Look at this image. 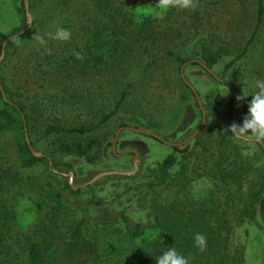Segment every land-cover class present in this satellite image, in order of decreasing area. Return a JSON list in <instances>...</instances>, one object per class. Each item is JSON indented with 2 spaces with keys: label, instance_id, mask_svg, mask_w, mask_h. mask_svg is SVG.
<instances>
[{
  "label": "rangeland",
  "instance_id": "374dc122",
  "mask_svg": "<svg viewBox=\"0 0 264 264\" xmlns=\"http://www.w3.org/2000/svg\"><path fill=\"white\" fill-rule=\"evenodd\" d=\"M112 1L126 9L132 23L136 25H139L143 18L149 17L150 23L152 22L151 24L158 28L157 37L160 39L157 41L162 43L167 41L171 50L179 54L184 61L192 58L199 59L203 53L218 52L221 57L211 67L212 71L222 76L237 96H247L238 100L236 104L233 93L223 83L213 80L196 64L190 63L185 66L184 76L200 97L205 110V119L197 133L198 136L176 149L178 162L183 163L186 169V178H191L187 187L176 193L177 201L185 203V199L189 197L191 199L189 201L197 203V198H201L211 188L213 179L207 175H200L208 171L219 143H221L219 148L234 149L238 155L245 158L250 184L259 183L261 180L264 182V153L257 144L249 141L228 140L229 135L232 134L229 131L230 124H241L247 114L250 95L254 91V81L264 79V14L246 51L234 59L233 64L222 74L224 65L241 52L244 42L250 36L256 6L254 0H199L194 11L170 9L167 19L163 18L165 14H161L156 7L158 0ZM89 6L88 0H28L31 26L20 36L19 45L14 39L9 40L4 49V61L0 64V80L4 79L12 88L21 87L23 84L31 87L30 92L28 90L26 94L23 93L28 95V102L33 101L35 95L41 99L45 97V101L53 99L46 102L48 103L46 110L41 113H32L33 118L30 123L37 130L53 118L67 124L95 123L113 108L118 98L113 94L118 87L117 81H121L122 86L128 91L127 97L110 118L91 133V137L95 139L105 136L101 140L100 152L92 161L56 156V166H53L52 162L51 166L57 170L55 174H58V177L51 176L48 171L54 172L48 165L46 170L42 162L32 168L34 174H41L42 178H49L54 184H59L62 179H66L70 180L71 185H80L102 171L131 170V154L127 153L118 157L110 155V141L120 122L155 133L167 141L177 142L190 134L201 120V114L193 96L178 79L180 65L170 60H159L148 67L143 57L139 62L131 61L125 69L114 68L115 72L113 67H110L109 61L107 64L102 63L99 70L83 67L80 69L82 86L80 92H76L80 97L75 104L71 105L72 108L70 105L61 104V102L64 103L60 101L62 93L56 94L57 100H55L52 94L53 89L38 87L40 82L35 76H19L16 73L25 56L29 60L28 63L34 64L38 61L34 60L35 51L41 52L40 57L47 51L49 43L40 47L35 40L31 39L34 34L45 36L46 33L55 30L64 18L72 22L76 21L78 16L82 18L83 12H86ZM25 25L22 0H0V38L4 39ZM81 33L83 34V31ZM56 43L65 42L54 41L53 44ZM113 74L117 75V80L113 79ZM48 79L51 78L48 76L46 80ZM56 101L60 103H55ZM8 129L9 134L0 139V162L12 166L10 170L12 171L17 166V157L14 134L11 133L12 128L8 127ZM127 148L137 151L140 174L130 179H113L106 176L98 178L92 182L94 183L93 192L102 201L99 207L120 209L133 219L144 222L147 216L142 208L144 207L142 195L145 192L149 194L147 183L151 179L150 169L171 149L170 146L151 136L123 130L117 136L115 152ZM68 171H71V176L67 175ZM257 187L258 185H255L254 190ZM157 188L160 189V186ZM231 191H233L231 194L235 196L236 192L232 189ZM184 192H187V197L184 196ZM29 194L33 199L38 197L36 189L31 190ZM217 195H220L219 201L223 202V194ZM88 196L89 192L83 190L73 197L75 201L85 203ZM164 199L165 195L161 193L157 203L164 202ZM221 203L214 207L217 210L215 218L226 224V221L219 218V214L227 209V206ZM146 204H148L147 201ZM209 209L206 208V212ZM232 210L233 207L229 209V214ZM32 213L33 207L29 200L19 201L15 208V221L13 223L8 221V227L5 229L0 228L3 234L0 245L14 243L12 239L15 238V233L25 231ZM205 214L208 215L206 217L212 225L218 222L213 220V215ZM225 220L230 226L229 249L233 256L235 251L241 250V264H264V221L261 206L257 207L256 215L249 223L238 224L232 214ZM9 228L12 230L5 232Z\"/></svg>",
  "mask_w": 264,
  "mask_h": 264
},
{
  "label": "trees",
  "instance_id": "16d2710c",
  "mask_svg": "<svg viewBox=\"0 0 264 264\" xmlns=\"http://www.w3.org/2000/svg\"><path fill=\"white\" fill-rule=\"evenodd\" d=\"M88 2L89 9L83 12L82 18L78 16L74 22L64 18L58 24V27L71 32L69 41L53 44L54 41L49 39L46 53H42L40 57L41 52L35 51L34 60L38 61L34 64L28 63L29 60L25 56L16 72L19 76H35L40 82L38 87H49L54 90L52 94L55 100L56 94L62 93L60 101H64L61 102L63 106L67 104L72 108L71 105L80 97L76 92H80L82 86L80 69L83 67L99 70L102 63L107 64L109 61L113 70L125 69L131 61L139 62L143 57L148 67L163 59L179 65L184 61L179 54L171 50L167 41L163 43L157 41L160 39L157 37L158 28L150 23L149 17L143 18L139 25H136L132 23L126 9L112 0ZM254 2L256 6L250 36L244 42L241 52L224 65L222 74L233 64L234 59L246 51L262 21L264 0ZM168 16L167 12L163 18L167 19ZM2 40L3 38H0V45ZM8 43L9 41L4 49ZM74 51L81 53L84 59H76ZM220 57L218 52L211 51L203 53L199 60L211 68ZM4 58L5 55L0 64ZM191 63L200 66L196 62ZM200 68L215 80L203 67ZM48 76L51 79L46 80ZM219 77L222 79V76ZM117 78V75L113 74V79ZM178 79L193 96L180 77ZM117 82L118 87L113 94L118 98L113 108L95 123L67 124L53 118L51 121L47 120L48 122L37 130L30 123L32 113L43 112L47 109L46 102L53 99L45 101V97L41 99L35 95L33 101L28 102L29 97L24 94L28 90L30 92L31 87L25 86L23 84L25 82L21 87L12 88L4 79L0 80L6 98L14 102L24 115L31 146L44 155L36 158L30 153L23 139L18 113L0 97L2 100L0 139L9 134L8 127L12 128L17 157V166L12 171H10L12 166L0 162V228L5 229L8 227V221L12 223L15 221V208L22 199L29 200L33 207L25 231L15 233V238L12 239L14 243L0 245V264H155V257L171 247L186 257L190 256V264H241L242 251H235L233 256L229 249L230 226L225 219L232 214L238 224L249 223L260 205L264 221V182L261 180L259 183L250 184L245 158L238 155L234 149L219 148L221 143L217 144V152L208 171L200 175H207L213 179V183L206 194L197 198L198 204L189 201L191 200L189 197L185 199V203L177 201L176 193L186 188L191 178H186L184 164L178 162L177 147L170 146L171 150L150 169L151 179L147 183L149 194L145 192L142 195L144 203L142 208L147 216L144 222L133 219L123 210L99 207L102 201L93 192L94 183L71 189L66 179L54 184L49 178H42L41 174L33 173L32 168L39 162H42L47 170L45 156L49 157L53 166H56V156L83 158L87 162L97 156L101 140L105 136L95 139L91 137V133L110 118L128 95L122 82ZM224 85L230 88L228 83ZM122 125L127 124L120 122L118 127ZM229 136L228 140L243 141L233 134ZM257 146L260 148L258 144ZM260 150L264 153L261 148ZM110 155L115 157L111 152ZM66 165L69 166L68 163ZM138 167L139 163L135 173L131 175L112 174L106 177L113 179L137 177L140 174ZM48 173L58 177V174L49 171ZM255 185L258 187L254 190ZM159 186L160 189L157 188ZM33 189H36L37 199H33L29 194ZM231 189L236 192L235 196L231 194L233 192ZM83 190L89 192L86 202L75 201L73 196ZM187 192H184L185 197ZM161 193L165 195L164 202L157 203ZM218 193L223 194L222 203L219 201ZM220 203L227 206V209L219 214V218L226 221V224L215 218L217 210L214 207ZM232 207L233 210L229 214L228 211ZM206 208L210 209L206 212ZM205 213L213 215V220L218 222L212 225ZM10 230L12 229L9 228L5 232ZM196 233L206 237V248L202 252L194 246ZM2 235L0 231V240Z\"/></svg>",
  "mask_w": 264,
  "mask_h": 264
},
{
  "label": "clouds",
  "instance_id": "9594fccd",
  "mask_svg": "<svg viewBox=\"0 0 264 264\" xmlns=\"http://www.w3.org/2000/svg\"><path fill=\"white\" fill-rule=\"evenodd\" d=\"M199 0H158L156 7L161 14H166L170 9L194 11ZM47 37V39L45 38ZM71 38V32L63 27H57L54 33H46L45 36L34 34L31 39L37 45L44 47L48 40L67 42ZM14 41L19 45L21 38L17 35ZM76 59L83 60L84 56L79 52H73ZM254 91L250 95L248 111L241 124H233L229 131L236 137L251 138L256 143L264 144V79H257L253 84ZM247 96H238L237 100H242ZM194 246L201 252L206 248V237L203 234L194 235ZM190 256L186 257L176 251L174 247L167 248L162 254L155 257V264H190Z\"/></svg>",
  "mask_w": 264,
  "mask_h": 264
},
{
  "label": "water",
  "instance_id": "95a60500",
  "mask_svg": "<svg viewBox=\"0 0 264 264\" xmlns=\"http://www.w3.org/2000/svg\"><path fill=\"white\" fill-rule=\"evenodd\" d=\"M22 5H23V9H24V19H25L26 25L22 29H20V30L16 31L15 33H13V34L5 37L2 40L1 45H0V60L2 59V57L4 55V46H5V44L9 40L13 39L15 36L20 35V34L24 33L25 31H27L30 28V26H31V17H30V14L28 12V0H22ZM191 62H196L201 67H203L216 81H218L220 83H223V84H226V82L223 79H221L218 75H216L212 71L211 68L207 67L201 60H199L197 58H192V59L185 60V61H183L180 64V66H179V77H180L181 81L192 92L193 97L195 99V102L197 104V107H198V109L200 111V114H201V120H200L199 125L190 134H188L184 139H182L181 141H177V142L167 141L164 138H162L161 136H159V135H157L155 133L149 132V131H147L145 129L139 128V127L130 126V125H122V126H119L114 131V134H113L112 139L110 141V151L116 157L121 156V155H124V154H127V153H132V158H131L132 169L129 170V171H121V170H106V171H102V172L97 173L96 175H94L93 177H91L89 180H87L85 183L80 184V185H71L70 180H68V184L71 187V189H76V188L82 187V186H84L86 184H90V183L94 182L95 180H97L98 178H101L103 176L112 175V174L131 175V174L135 173V171L137 169V159H138V153H137V151L135 149H133V148H127V149H123V150H121L119 152H115V142H116L117 136L123 130L130 131V132H134V133H138V134L148 135V136H151V137L159 140L161 143H163V144H165L167 146H175V147L181 146V145L185 144L186 142L190 141L192 138H194V136L198 133L199 129L203 125V122H204V119H205V110H204V107H203V105L201 103V100H200V97H199L197 91L191 85V83L185 78L184 73H183V70H184L185 66L188 65V64H190ZM229 91H231L233 93L234 98L236 100V104H237V102H238L237 97L238 96L232 91V88H229ZM0 97L9 106L13 107L15 109V111L18 113V116H19L20 121H21V128H22V133H23V139H24V141H25V143H26V145H27L30 153L34 157H36V158H39V157L44 156L43 153H41L40 151L34 149L31 146V144L29 142V139H28V134H27V130H26V122H25L24 115L19 110L18 106L14 102H12V101H10V100H8L6 98L5 93L3 91V88L1 86V84H0ZM234 116H235V113L233 114L232 120L234 119ZM231 125H232V123L230 124V126ZM237 138H239V139H241L243 141L255 142L251 138H241V137H237ZM257 144L264 151V144H259V143H257ZM45 158H46V161H47V165L49 166V169L51 171H53L54 173H57V170L51 166V160L49 159V157L48 156H45ZM67 175L68 176H71L72 175L71 171H68Z\"/></svg>",
  "mask_w": 264,
  "mask_h": 264
},
{
  "label": "crops",
  "instance_id": "0c3cea01",
  "mask_svg": "<svg viewBox=\"0 0 264 264\" xmlns=\"http://www.w3.org/2000/svg\"><path fill=\"white\" fill-rule=\"evenodd\" d=\"M36 80H38V79H36Z\"/></svg>",
  "mask_w": 264,
  "mask_h": 264
}]
</instances>
